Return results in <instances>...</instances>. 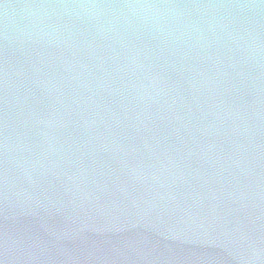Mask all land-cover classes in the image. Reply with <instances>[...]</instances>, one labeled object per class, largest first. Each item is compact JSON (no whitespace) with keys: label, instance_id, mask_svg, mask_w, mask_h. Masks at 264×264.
Masks as SVG:
<instances>
[{"label":"water","instance_id":"obj_1","mask_svg":"<svg viewBox=\"0 0 264 264\" xmlns=\"http://www.w3.org/2000/svg\"><path fill=\"white\" fill-rule=\"evenodd\" d=\"M0 264H264V0H0Z\"/></svg>","mask_w":264,"mask_h":264},{"label":"clouds","instance_id":"obj_2","mask_svg":"<svg viewBox=\"0 0 264 264\" xmlns=\"http://www.w3.org/2000/svg\"><path fill=\"white\" fill-rule=\"evenodd\" d=\"M63 10L73 13L75 15H84L88 17H97L104 15V8L107 6L93 4V3H79V4H70V5H62ZM138 10L139 14L147 17L149 13L152 15H156L158 12V6L150 5V4H141L131 6Z\"/></svg>","mask_w":264,"mask_h":264}]
</instances>
